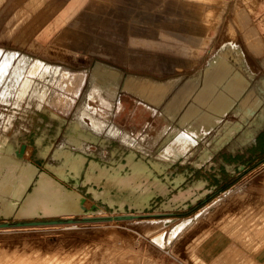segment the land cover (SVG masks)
<instances>
[{"label": "rangeland", "instance_id": "rangeland-1", "mask_svg": "<svg viewBox=\"0 0 264 264\" xmlns=\"http://www.w3.org/2000/svg\"><path fill=\"white\" fill-rule=\"evenodd\" d=\"M5 222L0 264H264V0H0Z\"/></svg>", "mask_w": 264, "mask_h": 264}, {"label": "bare ground", "instance_id": "bare-ground-1", "mask_svg": "<svg viewBox=\"0 0 264 264\" xmlns=\"http://www.w3.org/2000/svg\"><path fill=\"white\" fill-rule=\"evenodd\" d=\"M46 70V69H45ZM235 95H237L238 96V94H236L235 93ZM228 97V96H227ZM226 97V98H227ZM220 100V99H219ZM221 101L223 102V100L221 99ZM228 101V100H227ZM229 102V101H228ZM230 104H231V102H230ZM227 108H229L228 106H227ZM45 109V108H44ZM43 110V109H42ZM53 112V111H52ZM63 122H64V120H62ZM61 122V121H60ZM74 124V123H73ZM9 126V125H8ZM75 129V128H74ZM79 130V129H78ZM82 130V129H81ZM7 131V130H6ZM82 131H84V130H82ZM255 135V134H254ZM36 136V135H35ZM253 136V135H252ZM36 138V137H35ZM34 138V139H35ZM75 138V137H74ZM79 138H81V137H79ZM37 140V139H36ZM43 141V140H42ZM78 141V140H77ZM40 142V141H39ZM36 143V142H35ZM41 143H39V145H40ZM42 145V144H41ZM40 145V146H41ZM43 146V145H42ZM38 147V146H37ZM45 147V146H44ZM41 151V150H40ZM43 151H45V148L43 149ZM60 151V150H59ZM47 152V151H46ZM66 152V151H65ZM62 153V152H61ZM62 155V154H61ZM57 157V156H56ZM70 157V156H69ZM75 157V156H74ZM71 159V158H70ZM80 160V159H79ZM143 162V161H142ZM145 163V162H144ZM143 163V164H144ZM159 163V162H158ZM146 164V163H145ZM151 164H152V162H151ZM160 164V163H159ZM138 165V164H137ZM147 165V164H146ZM158 164H156V166H157ZM163 165V164H162ZM160 166V165H159ZM135 167V166H134ZM61 168V167H60ZM240 169V168H239ZM231 170V169H230ZM46 181V179L45 178H43L42 179V181H41V183H40V188L43 186V184H44V182ZM55 200H59L60 201V205L59 206H56V207H54V208H56V209H65V210H72V202H73V200L70 198V197H63L62 195H61V192L58 190V188H57V190L54 192V194L53 195H50V197H47V199H46V201H48V203H50V201H52V202H54ZM43 208L44 209H48V208H50V206H49V204H45L44 206H43ZM186 221H188V220H186ZM260 221V220H259ZM184 225V224H183ZM183 225H181V226H183ZM180 226V227H181ZM185 226V225H184ZM176 230V229H175ZM180 232V231H179ZM173 233H174V231H173ZM164 237V236H163ZM163 237H161L162 238V241H163ZM163 243V242H162ZM259 250V249H258Z\"/></svg>", "mask_w": 264, "mask_h": 264}, {"label": "water", "instance_id": "water-1", "mask_svg": "<svg viewBox=\"0 0 264 264\" xmlns=\"http://www.w3.org/2000/svg\"><path fill=\"white\" fill-rule=\"evenodd\" d=\"M138 217V215H120L116 217H111L112 219H132ZM74 220H69V222H73ZM63 221L53 219V220H37V221H26V222H18L16 225L18 226H23V225H42V224H55V223H60ZM10 226V223L5 222V223H0V227H8Z\"/></svg>", "mask_w": 264, "mask_h": 264}, {"label": "crops", "instance_id": "crops-1", "mask_svg": "<svg viewBox=\"0 0 264 264\" xmlns=\"http://www.w3.org/2000/svg\"><path fill=\"white\" fill-rule=\"evenodd\" d=\"M260 253V252H259ZM260 254H263V253H260ZM259 256H261V255H259Z\"/></svg>", "mask_w": 264, "mask_h": 264}]
</instances>
